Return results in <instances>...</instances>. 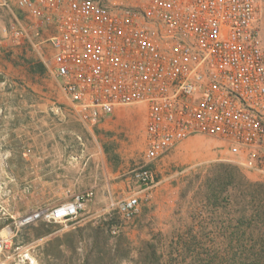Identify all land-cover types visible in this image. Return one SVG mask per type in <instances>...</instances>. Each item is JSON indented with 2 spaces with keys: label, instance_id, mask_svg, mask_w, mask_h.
Returning a JSON list of instances; mask_svg holds the SVG:
<instances>
[{
  "label": "rangeland",
  "instance_id": "rangeland-1",
  "mask_svg": "<svg viewBox=\"0 0 264 264\" xmlns=\"http://www.w3.org/2000/svg\"><path fill=\"white\" fill-rule=\"evenodd\" d=\"M257 3L264 43V0ZM12 20L0 12V233L31 210L90 195L67 224L19 228L0 264H147L154 249L176 264L180 256L231 253L232 204L217 209L205 196L225 167L260 185L264 176L198 137L154 162V182L142 187L135 174L145 164L146 138L138 132L145 108L123 107L99 126L84 124L49 71V44L33 30L31 40L3 39ZM134 194L139 206L126 218L119 203ZM194 237L203 245L186 247Z\"/></svg>",
  "mask_w": 264,
  "mask_h": 264
},
{
  "label": "built area",
  "instance_id": "built-area-1",
  "mask_svg": "<svg viewBox=\"0 0 264 264\" xmlns=\"http://www.w3.org/2000/svg\"><path fill=\"white\" fill-rule=\"evenodd\" d=\"M5 38L49 44V71L79 119L99 126L123 107L145 108L142 187L152 164L203 137L226 149L241 169L264 176V43L257 0H15ZM6 6L9 4L6 3ZM44 28L53 32L42 37ZM3 84L0 72V87ZM89 193L31 210L0 233L10 250L18 229L39 221L67 224ZM136 194L119 203L130 218Z\"/></svg>",
  "mask_w": 264,
  "mask_h": 264
},
{
  "label": "trees",
  "instance_id": "trees-1",
  "mask_svg": "<svg viewBox=\"0 0 264 264\" xmlns=\"http://www.w3.org/2000/svg\"><path fill=\"white\" fill-rule=\"evenodd\" d=\"M228 189L232 193L225 198L224 193ZM208 192L211 195L205 196L206 201L214 208L232 204L234 209L235 220L228 226L232 232L229 237L231 253H199L188 258L180 256L172 261L176 264H185L187 261L189 264H264V185L248 181L236 168L225 167ZM229 228L223 227L221 231ZM190 242L185 243V246L199 248L203 245L196 237ZM147 264L168 263L154 249L147 257Z\"/></svg>",
  "mask_w": 264,
  "mask_h": 264
},
{
  "label": "crops",
  "instance_id": "crops-1",
  "mask_svg": "<svg viewBox=\"0 0 264 264\" xmlns=\"http://www.w3.org/2000/svg\"><path fill=\"white\" fill-rule=\"evenodd\" d=\"M6 3H8L9 5L6 6L5 5ZM0 12H18V14L20 15V17L22 19V22L25 23V24L32 23V22L35 21V20H33V18H31L29 16H25V14L23 15L22 13H20L21 11L17 8L16 3H15V0H0ZM4 30H5V28H3V30H2L3 39L4 40L9 39V38L11 39V37L5 38V36H4ZM52 32H53L52 28H44V31L42 32V37L43 38H46ZM5 43H7V41H5ZM48 50L50 52H53V50L51 49L50 46L48 47ZM118 111L119 110H117L115 112V114H117ZM144 115L145 116H144V119H143V125H142V127H140L138 129V132H140V135L146 137V112H145ZM138 132H137V134H138Z\"/></svg>",
  "mask_w": 264,
  "mask_h": 264
}]
</instances>
